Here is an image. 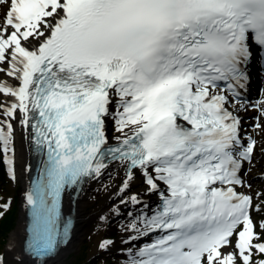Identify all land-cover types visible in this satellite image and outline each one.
<instances>
[{"label": "snow or ice", "instance_id": "obj_1", "mask_svg": "<svg viewBox=\"0 0 264 264\" xmlns=\"http://www.w3.org/2000/svg\"><path fill=\"white\" fill-rule=\"evenodd\" d=\"M253 64L264 72V0H0V164L16 181L19 132L37 165L21 253L43 264L71 228L62 195L116 175L140 209L121 227L124 264H264Z\"/></svg>", "mask_w": 264, "mask_h": 264}, {"label": "rangeland", "instance_id": "obj_2", "mask_svg": "<svg viewBox=\"0 0 264 264\" xmlns=\"http://www.w3.org/2000/svg\"><path fill=\"white\" fill-rule=\"evenodd\" d=\"M251 114V113H250ZM3 164H0V203L7 200H11V206L8 211L4 212L0 221L5 217L15 220L12 231L4 235H0V254L5 251V246L10 245L12 235L18 230L21 222V215L23 211V194L24 184L21 181H12L5 173L6 167L2 168ZM5 175L4 177L2 176ZM17 176V175H16ZM112 182L110 180L104 181L102 184L96 186V191L90 199L87 200L86 216L89 222L79 232L75 233L74 240L64 252L67 256L63 264H74L78 258L87 257L88 261H94L93 264H124V256L119 251L121 247H126L120 244L121 235L126 233L121 232V227L126 225L132 219L127 215L129 211H132L134 215H139L140 209L127 207L124 204L112 201L111 191ZM158 201V197L155 196ZM114 208L120 210V215H116L113 212ZM2 211V210H0ZM144 211V210H143ZM154 235L144 236L138 242L139 246L147 243ZM109 238L117 242V247L110 253H101L98 250V244L102 239ZM18 244L16 250H18ZM62 250V251H63ZM60 254V253H59ZM58 254V255H59ZM9 264L10 258L8 254ZM26 264V263H25Z\"/></svg>", "mask_w": 264, "mask_h": 264}, {"label": "bare ground", "instance_id": "obj_3", "mask_svg": "<svg viewBox=\"0 0 264 264\" xmlns=\"http://www.w3.org/2000/svg\"><path fill=\"white\" fill-rule=\"evenodd\" d=\"M264 91V80L262 82V85L258 88L252 91V95L250 96L249 99L246 101L248 103H254L258 102L262 97H261V92ZM31 164H32V154L29 150L27 141L22 139L21 134L18 132L17 133V139H16V161H15V170H16V175H17V180L21 181L24 184V194L22 197L23 200V211L21 215V222L19 224L18 230L12 235L11 240H10V245H9V258H10V263H15L14 257L18 255H23L24 253H21V248L25 247V240H26V235H27V216H28V210H27V203H26V193L30 189V178H31ZM119 176L113 175L112 178H109L107 175H104L100 177L99 179H90V181L87 183V185L84 188V192L82 193L80 199L77 201L76 205H73L72 201L70 198L67 200V207L69 208V213L74 214L77 219H78V224H77V229L79 232L85 227V225L89 222L87 220L86 216V209H87V200L88 198L90 199L93 197L95 191H96V186L102 184L106 180H110L112 182V191H111V200L114 202H120V194L118 193L117 189L119 187ZM143 199H146V201L152 206V208H155L158 205V201L155 198V196H152L150 198L143 197ZM131 205H128L129 207ZM132 207V206H131ZM145 212H147V209H144ZM154 234V233H153ZM152 235V234H150ZM149 235V236H150ZM156 236V234H154ZM148 236V237H149ZM157 237H152L150 240L147 241V243H151ZM74 240V239H73ZM72 240V241H73ZM72 243V242H71ZM70 243V244H71ZM18 246V250H16V247ZM69 244V245H70ZM67 246V248L69 247ZM66 248V249H67ZM65 250L61 251L59 255H57L55 258H52L48 261H46L44 264H63L65 261V258H67L66 254L64 253ZM25 263L26 264H33V261L31 262L28 260L25 256Z\"/></svg>", "mask_w": 264, "mask_h": 264}, {"label": "trees", "instance_id": "obj_4", "mask_svg": "<svg viewBox=\"0 0 264 264\" xmlns=\"http://www.w3.org/2000/svg\"><path fill=\"white\" fill-rule=\"evenodd\" d=\"M3 168V167H2ZM4 177L5 175L2 174ZM2 187H0V191ZM15 220L13 218L9 219L8 217H4L2 221H0V235H4L6 233H10L12 231L11 227H13ZM11 230V231H10ZM10 231V232H9ZM94 261H88L87 257H80L74 264H93ZM109 264V263H107Z\"/></svg>", "mask_w": 264, "mask_h": 264}, {"label": "water", "instance_id": "obj_5", "mask_svg": "<svg viewBox=\"0 0 264 264\" xmlns=\"http://www.w3.org/2000/svg\"><path fill=\"white\" fill-rule=\"evenodd\" d=\"M26 258H27L28 260H30L31 262L34 261L32 257L26 256Z\"/></svg>", "mask_w": 264, "mask_h": 264}]
</instances>
